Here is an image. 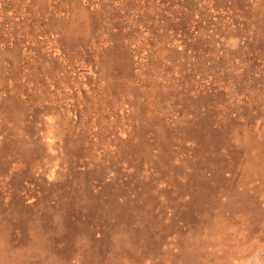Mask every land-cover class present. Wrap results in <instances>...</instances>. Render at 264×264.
<instances>
[{
  "label": "rangeland",
  "instance_id": "374dc122",
  "mask_svg": "<svg viewBox=\"0 0 264 264\" xmlns=\"http://www.w3.org/2000/svg\"><path fill=\"white\" fill-rule=\"evenodd\" d=\"M0 264H264V0H0Z\"/></svg>",
  "mask_w": 264,
  "mask_h": 264
}]
</instances>
